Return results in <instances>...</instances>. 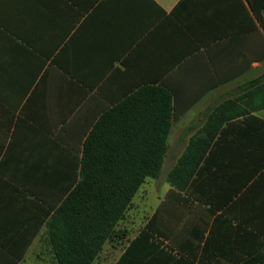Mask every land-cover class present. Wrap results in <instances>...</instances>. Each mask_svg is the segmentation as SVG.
I'll use <instances>...</instances> for the list:
<instances>
[{
	"label": "crops",
	"instance_id": "1",
	"mask_svg": "<svg viewBox=\"0 0 264 264\" xmlns=\"http://www.w3.org/2000/svg\"><path fill=\"white\" fill-rule=\"evenodd\" d=\"M263 72L264 10L249 0H0V264H58L49 220L80 177L87 135L111 111V130L138 132L127 145L149 146L141 121L162 112L157 88L171 99L159 175L92 264H115L147 223L148 253L131 246L127 264H264V160L248 149L264 145V107L238 89ZM221 105L249 113L209 122ZM205 127L217 133L200 186H170ZM247 161L259 164L245 175ZM157 178L168 187L153 201Z\"/></svg>",
	"mask_w": 264,
	"mask_h": 264
},
{
	"label": "trees",
	"instance_id": "2",
	"mask_svg": "<svg viewBox=\"0 0 264 264\" xmlns=\"http://www.w3.org/2000/svg\"><path fill=\"white\" fill-rule=\"evenodd\" d=\"M249 2L254 8L264 10V0ZM238 87L253 93V109L264 107V72ZM157 90L164 92L162 112L145 116L141 121L142 124L149 121L153 125L149 133V146L127 145V141L138 138V132L133 129L119 131L117 134L111 130V111L101 115L87 135L80 161V177L49 220L51 248L58 264H92L105 240L114 232L117 222L123 218L145 177L159 175L165 138L170 127L171 99L166 91L160 88ZM221 108L224 105L218 107L216 114H209V122L218 119L221 123L231 116L249 113L248 110L237 109L234 113L225 114ZM259 122L264 124V121ZM216 133L217 128L212 130L205 127L200 135L196 133L190 137L183 153L166 175L170 186L192 191L200 186V159ZM145 134L148 139V131ZM119 139L124 142L116 146ZM200 140L205 141V144L200 146ZM248 149L258 150L255 156L264 160V145ZM111 156L114 157L110 159ZM256 164L259 163H244L245 175L250 172L251 165ZM258 178L264 180L263 170ZM153 232L155 230L147 223L115 264H127V255L135 244L144 245L142 250L148 253L149 245L146 243L153 237Z\"/></svg>",
	"mask_w": 264,
	"mask_h": 264
},
{
	"label": "rangeland",
	"instance_id": "3",
	"mask_svg": "<svg viewBox=\"0 0 264 264\" xmlns=\"http://www.w3.org/2000/svg\"><path fill=\"white\" fill-rule=\"evenodd\" d=\"M169 165L170 164H166V166H169ZM163 171H164V173L166 171V170H164V166H162V173L160 174V176L163 175ZM163 176H165V174ZM163 179L164 180L162 181L163 182L162 184H160L161 183V180L158 179V178L157 179H154V180H151L154 186H157L158 187V185L160 184L159 189L156 192H154V194H151L149 196V198L151 200L155 201L156 197L160 196L161 190H164V188L168 187V184L166 183L165 178H163Z\"/></svg>",
	"mask_w": 264,
	"mask_h": 264
}]
</instances>
